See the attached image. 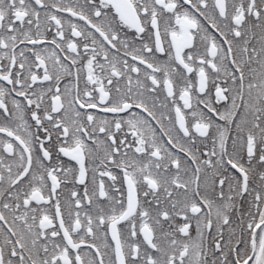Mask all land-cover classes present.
<instances>
[{"label":"snow or ice","instance_id":"6c2138e0","mask_svg":"<svg viewBox=\"0 0 264 264\" xmlns=\"http://www.w3.org/2000/svg\"><path fill=\"white\" fill-rule=\"evenodd\" d=\"M0 264H264V0H0Z\"/></svg>","mask_w":264,"mask_h":264}]
</instances>
